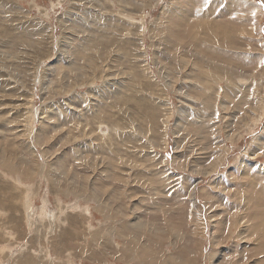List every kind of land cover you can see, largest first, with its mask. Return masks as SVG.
Wrapping results in <instances>:
<instances>
[{"label": "rangeland", "instance_id": "rangeland-1", "mask_svg": "<svg viewBox=\"0 0 264 264\" xmlns=\"http://www.w3.org/2000/svg\"><path fill=\"white\" fill-rule=\"evenodd\" d=\"M0 264H264V0H0Z\"/></svg>", "mask_w": 264, "mask_h": 264}, {"label": "bare ground", "instance_id": "bare-ground-1", "mask_svg": "<svg viewBox=\"0 0 264 264\" xmlns=\"http://www.w3.org/2000/svg\"><path fill=\"white\" fill-rule=\"evenodd\" d=\"M25 198V197H24ZM43 213V212H42ZM4 249V248H3Z\"/></svg>", "mask_w": 264, "mask_h": 264}]
</instances>
